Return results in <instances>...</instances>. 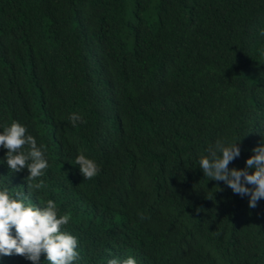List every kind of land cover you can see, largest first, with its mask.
Listing matches in <instances>:
<instances>
[{
    "label": "trees",
    "instance_id": "1",
    "mask_svg": "<svg viewBox=\"0 0 264 264\" xmlns=\"http://www.w3.org/2000/svg\"><path fill=\"white\" fill-rule=\"evenodd\" d=\"M261 30L264 0H0V126L25 125L49 161L40 190L6 163L0 185L61 204L77 264H264V199L198 167L218 138L239 141L237 169L264 143ZM80 150L100 165L87 180Z\"/></svg>",
    "mask_w": 264,
    "mask_h": 264
},
{
    "label": "clouds",
    "instance_id": "2",
    "mask_svg": "<svg viewBox=\"0 0 264 264\" xmlns=\"http://www.w3.org/2000/svg\"><path fill=\"white\" fill-rule=\"evenodd\" d=\"M260 35L264 36V30ZM68 118L73 127L86 122L78 112L70 113ZM238 142L235 138H218L206 148V155L199 157L198 167L208 180L223 181L234 194L247 196L249 207H255L258 199H264V143L251 150L254 154L245 160L244 168H229V163L240 156ZM0 148L7 150L0 164L6 163L12 173L27 169L28 192L40 190L44 185L40 178L49 168L45 145L38 144L25 125L12 120L0 126ZM75 165L85 180L100 172V165L83 150L75 156ZM61 209L53 199L37 205L24 193H11L8 184L0 185V256L18 254L39 264L43 253L48 264H77L79 240L64 230L70 214L61 213ZM106 264H137V260L132 255L111 256Z\"/></svg>",
    "mask_w": 264,
    "mask_h": 264
},
{
    "label": "bare ground",
    "instance_id": "3",
    "mask_svg": "<svg viewBox=\"0 0 264 264\" xmlns=\"http://www.w3.org/2000/svg\"><path fill=\"white\" fill-rule=\"evenodd\" d=\"M50 137V136H49ZM43 139V138H42ZM51 139V138H50ZM17 260V259H16Z\"/></svg>",
    "mask_w": 264,
    "mask_h": 264
}]
</instances>
